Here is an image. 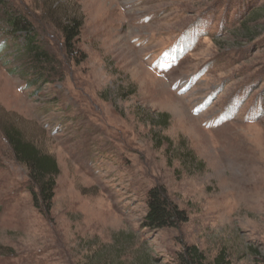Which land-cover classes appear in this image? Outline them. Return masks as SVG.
<instances>
[{
  "label": "rangeland",
  "instance_id": "374dc122",
  "mask_svg": "<svg viewBox=\"0 0 264 264\" xmlns=\"http://www.w3.org/2000/svg\"><path fill=\"white\" fill-rule=\"evenodd\" d=\"M5 2L54 63L35 76L0 15V125L59 175L35 208L0 131V264H178L190 246L264 264V14L241 34L264 0ZM67 15L82 19L70 53ZM153 187L187 222L143 226Z\"/></svg>",
  "mask_w": 264,
  "mask_h": 264
},
{
  "label": "trees",
  "instance_id": "16d2710c",
  "mask_svg": "<svg viewBox=\"0 0 264 264\" xmlns=\"http://www.w3.org/2000/svg\"><path fill=\"white\" fill-rule=\"evenodd\" d=\"M263 8L264 6L255 7V5L254 8L250 7L251 12L248 19L241 26L243 36H252L254 32L248 26L257 22L260 14H264V12L260 13ZM0 15L4 31L11 36L19 35L24 39L17 56L20 55L21 58L27 57L28 60H31L34 66L33 70L36 72L35 76L49 71L54 62L37 41L32 23L25 16L14 13L5 0H0ZM56 27L63 38L66 52L70 53L75 48V41L80 34L82 19L75 15H67L63 21L56 24ZM0 131L16 162L27 170L30 182L29 192L34 207H44L46 211H49L54 197L56 178L59 175L56 159L27 140L15 125L3 123L0 125ZM185 222H187L186 213L171 203L163 188L153 187L148 190L147 211L143 218L145 228L163 230L176 228ZM223 257L224 254L221 253L217 257V263L223 261ZM177 262L178 264H203L205 257L196 247L190 246L184 249L183 253L178 254Z\"/></svg>",
  "mask_w": 264,
  "mask_h": 264
}]
</instances>
